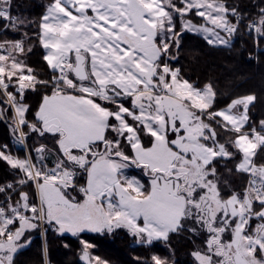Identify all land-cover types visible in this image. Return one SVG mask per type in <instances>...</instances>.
Wrapping results in <instances>:
<instances>
[{
    "label": "snow or ice",
    "instance_id": "obj_1",
    "mask_svg": "<svg viewBox=\"0 0 264 264\" xmlns=\"http://www.w3.org/2000/svg\"><path fill=\"white\" fill-rule=\"evenodd\" d=\"M17 7L0 0V33L19 35L0 40V106L14 110L21 144L31 135L40 142L23 158L0 145L13 176L0 182V264H16L30 244L25 233L41 224L77 238L124 228L145 245L189 232L203 237L190 253L196 264H264V119L250 117L257 98L216 108L211 81L201 87L174 66L184 32L227 46L244 28L259 45L264 7L250 17L229 0H49L39 21ZM33 38L46 75L26 63ZM28 91L41 93L35 111ZM237 157L228 172L244 174L240 190L217 168ZM130 167L150 185L125 175ZM81 245L87 264H107ZM138 264L174 262L152 254Z\"/></svg>",
    "mask_w": 264,
    "mask_h": 264
},
{
    "label": "trees",
    "instance_id": "obj_2",
    "mask_svg": "<svg viewBox=\"0 0 264 264\" xmlns=\"http://www.w3.org/2000/svg\"><path fill=\"white\" fill-rule=\"evenodd\" d=\"M18 5L14 12L30 18L32 21H39L45 13L49 0H15ZM230 4L239 5V9L245 15L254 17L259 8L264 7V0H229ZM199 18H194V23L199 24ZM177 21V30L179 29ZM30 34L35 31V25L27 30ZM19 38L16 33H0V40ZM32 51L26 54V63L34 71L41 75L47 74L42 56L44 50L39 42L33 38L30 44ZM176 52V49H173ZM178 63L175 67L182 70V75L194 84L203 87L211 81L217 95L215 107L223 108L231 99L254 94L256 101L251 108V121L257 123L264 119V41L259 45L254 43L252 37L246 34V30L241 28L240 32L234 34L228 46H211L199 36L190 32H184L180 40V51L176 53ZM10 91H14L11 89ZM43 90H41V93ZM41 93H26V102L35 111L40 102ZM2 115L10 123L12 112L0 106ZM31 119V116H29ZM27 131V130H25ZM226 139L221 133V140ZM51 138L48 139V142ZM28 149L33 144L40 142L38 137L31 135L26 141ZM50 142L49 144H51ZM0 145H7V152L18 158H23L26 154L23 150H18V146L12 139L9 129L0 117ZM264 156V153L261 154ZM238 157L233 160H221L217 168L224 179L229 181L231 188L240 190L246 183V177L241 173H229L228 169H234ZM135 175V174H134ZM13 179L12 170L6 162L0 160V182ZM84 181L81 180L80 183ZM32 194V199L38 205L37 193L31 188H25ZM75 195H77L75 193ZM79 198V196H78ZM81 240L92 245L89 250L93 257H100L107 264H138L150 258L152 254L169 258L174 264H196L194 257L190 254L195 248L202 246L203 237L192 236L189 232L172 234L169 241H156L151 246L138 243L126 229H114L111 232L102 233H81L80 237H73L66 234H58L54 229L47 228L45 234L46 247L44 248L42 237L35 235L28 248L21 250L16 255V264H45V253L51 264H84L81 261ZM42 250H46L42 255Z\"/></svg>",
    "mask_w": 264,
    "mask_h": 264
},
{
    "label": "rangeland",
    "instance_id": "obj_3",
    "mask_svg": "<svg viewBox=\"0 0 264 264\" xmlns=\"http://www.w3.org/2000/svg\"><path fill=\"white\" fill-rule=\"evenodd\" d=\"M190 33H192V32H190ZM192 34H195V35H199V36H203V34H201V33H192ZM217 46H223V45H217ZM228 46V45H227ZM11 90V89H10ZM11 112H12V121L9 123L7 120H6V118L2 115V111L0 110V117L2 118V120L4 121V123L6 124V126H7V128L9 129V131H10V134H11V136H12V139L14 140V142L16 143V145L18 146V150H23V151H28V147H27V142H25L24 144H21L20 142H19V140H20V138H19V136L17 135V133H15L14 131H13V125L15 124V120L13 119V117H14V110H11ZM48 139H50V138H47V142H48ZM50 142H52V141H49V143ZM135 174V175H134ZM125 175H127V176H129V177H131V176H135V177H137V178H139V179H141V183H143L144 185H145V187H148L149 185H150V180H149V178L139 169V168H136V167H130L129 169H127V170H125ZM38 195V194H37ZM73 195H75V193H73ZM78 198V197H77ZM38 205H39V200H38ZM37 205V206H38ZM47 228H51V229H53L54 230V228H52V227H47L46 225H44V224H41V226L39 227V228H37V229H34V230H30V231H28V232H26L25 233V236L26 237H28L29 238V240H30V244H31V242H32V238L35 236V235H40L41 237H42V240H43V244H44V248L46 247V241H45V234H46V230H47ZM127 230V229H126ZM128 231V230H127ZM87 233H93V232H90V231H86ZM105 232V231H104ZM100 233H102V232H100ZM58 234H61V233H59L58 232ZM66 235H71V234H66ZM157 241H160V240H157ZM154 242H156V241H154ZM153 242V243H154ZM139 243V242H138ZM152 243V244H153ZM29 244V245H30ZM141 244V243H140ZM29 245L26 247V248H28L29 247ZM145 245V244H144ZM146 246H151V245H146ZM26 248H24V249H26ZM23 249V250H24ZM45 264H51L50 262H49V259H48V257H47V255H46V253H45Z\"/></svg>",
    "mask_w": 264,
    "mask_h": 264
},
{
    "label": "water",
    "instance_id": "obj_4",
    "mask_svg": "<svg viewBox=\"0 0 264 264\" xmlns=\"http://www.w3.org/2000/svg\"><path fill=\"white\" fill-rule=\"evenodd\" d=\"M81 261H82L84 264H87V262H86V261H84V260H82V259H81Z\"/></svg>",
    "mask_w": 264,
    "mask_h": 264
},
{
    "label": "crops",
    "instance_id": "obj_5",
    "mask_svg": "<svg viewBox=\"0 0 264 264\" xmlns=\"http://www.w3.org/2000/svg\"><path fill=\"white\" fill-rule=\"evenodd\" d=\"M7 150V149H6ZM27 152V151H26ZM26 152H25V154H26ZM13 157H16V156H14V155H12ZM16 158H18V157H16ZM38 196V195H37ZM38 200H39V198H38Z\"/></svg>",
    "mask_w": 264,
    "mask_h": 264
}]
</instances>
